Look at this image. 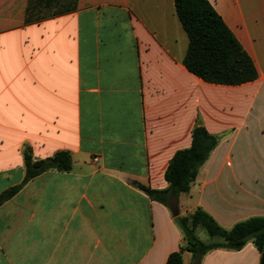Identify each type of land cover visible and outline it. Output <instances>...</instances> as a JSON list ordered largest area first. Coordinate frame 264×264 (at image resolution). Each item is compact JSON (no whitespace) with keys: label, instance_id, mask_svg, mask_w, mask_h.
<instances>
[{"label":"crops","instance_id":"obj_1","mask_svg":"<svg viewBox=\"0 0 264 264\" xmlns=\"http://www.w3.org/2000/svg\"><path fill=\"white\" fill-rule=\"evenodd\" d=\"M207 1L253 81L185 69L173 0H0V194L22 182L25 151L71 159L0 205V264H165L183 245L175 210L224 230L264 217V0ZM197 121L217 144L170 210L133 184L166 189ZM181 264H264V250L184 251Z\"/></svg>","mask_w":264,"mask_h":264},{"label":"trees","instance_id":"obj_2","mask_svg":"<svg viewBox=\"0 0 264 264\" xmlns=\"http://www.w3.org/2000/svg\"><path fill=\"white\" fill-rule=\"evenodd\" d=\"M173 3L176 17L187 38L183 65L189 73L215 85H240L256 78L251 60L207 0H173ZM216 144L217 138L208 134L197 121L191 132L189 148L177 151L168 163L164 173L167 188L152 190L138 183H134V187L150 200L170 210L175 209L177 197L188 193L199 168L207 161ZM23 163L22 182L0 194V205L42 173L71 170V159L67 152H58L51 158L33 162L30 153L25 151ZM174 221L183 236V245L178 252L168 256L165 264H181L184 251L190 253L193 260H200L213 250L239 251L248 242L258 251L264 250V217L236 223L229 230L220 228L201 209L187 217L177 216ZM199 227L209 235L210 242L203 243L196 237L195 232Z\"/></svg>","mask_w":264,"mask_h":264},{"label":"rangeland","instance_id":"obj_3","mask_svg":"<svg viewBox=\"0 0 264 264\" xmlns=\"http://www.w3.org/2000/svg\"><path fill=\"white\" fill-rule=\"evenodd\" d=\"M195 235H196V237H197L200 241H202L203 243H208V242L211 241V238L209 237V235H208V234L206 233V231H205L203 228H201V227H199V228L196 230Z\"/></svg>","mask_w":264,"mask_h":264},{"label":"water","instance_id":"obj_4","mask_svg":"<svg viewBox=\"0 0 264 264\" xmlns=\"http://www.w3.org/2000/svg\"><path fill=\"white\" fill-rule=\"evenodd\" d=\"M172 215H173L174 217H176V216L178 215V211H177V210L173 211V212H172Z\"/></svg>","mask_w":264,"mask_h":264},{"label":"built area","instance_id":"obj_5","mask_svg":"<svg viewBox=\"0 0 264 264\" xmlns=\"http://www.w3.org/2000/svg\"><path fill=\"white\" fill-rule=\"evenodd\" d=\"M94 161H96V159H94Z\"/></svg>","mask_w":264,"mask_h":264}]
</instances>
